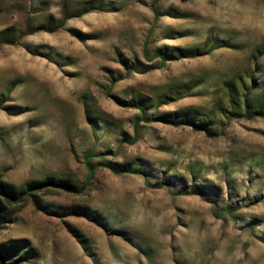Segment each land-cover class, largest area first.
<instances>
[{
	"label": "rangeland",
	"instance_id": "rangeland-1",
	"mask_svg": "<svg viewBox=\"0 0 264 264\" xmlns=\"http://www.w3.org/2000/svg\"><path fill=\"white\" fill-rule=\"evenodd\" d=\"M2 31L0 182L80 192L5 204L0 242L26 264H264V117L223 112L224 83L264 85V0H0Z\"/></svg>",
	"mask_w": 264,
	"mask_h": 264
},
{
	"label": "trees",
	"instance_id": "trees-1",
	"mask_svg": "<svg viewBox=\"0 0 264 264\" xmlns=\"http://www.w3.org/2000/svg\"><path fill=\"white\" fill-rule=\"evenodd\" d=\"M85 5L86 4H84L82 9H79L78 13L73 16H78L80 14L93 10ZM9 38L13 37L7 34L5 31L0 32V44L10 42L6 41ZM256 51L259 55H263L264 44L259 46ZM154 56L158 58L159 62H161L165 61V58L167 56L173 55L167 53L166 51L159 50L154 54ZM129 69V71L136 70L135 65H131ZM243 84V82H240V87H238L235 82L224 83L225 100L226 104L228 103L229 105V109H225L223 111L224 114H227V112L229 114V116L224 115L225 118L229 119L241 117L251 119L255 117H264V85H261L257 89L258 91L256 93H253L254 89L246 88ZM167 90L169 95L167 96L166 94H164L160 98L171 97L173 94L178 92V87H168ZM135 108L139 111V117L141 118L143 116L144 118L145 114L147 113L144 106L138 103ZM156 120H161V122L170 123L175 126L180 124L179 121H176V118L173 117L162 116L157 117ZM187 120L188 124L193 128L209 132L208 120L205 119L201 121H195V119L193 118ZM90 157H93V153L84 157L86 176L82 183V187H85V185H87L89 179L91 178L92 167ZM99 164L114 172L124 171L120 167L116 168L117 166L110 164L107 161H100ZM47 186H55L70 193L80 192L79 189H76V187L70 181L62 177H47L45 180L31 181L19 188H15L12 185L0 182V230L4 225L10 222V215L6 212L5 204L11 205L12 203H17L24 196L31 195L32 193L39 191L40 189ZM34 258L35 255L33 253V250L25 240H10L6 242H0V264H26L29 262V260Z\"/></svg>",
	"mask_w": 264,
	"mask_h": 264
}]
</instances>
